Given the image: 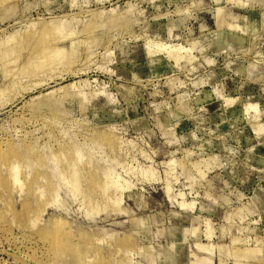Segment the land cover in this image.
<instances>
[{"label":"rangeland","instance_id":"obj_1","mask_svg":"<svg viewBox=\"0 0 264 264\" xmlns=\"http://www.w3.org/2000/svg\"><path fill=\"white\" fill-rule=\"evenodd\" d=\"M0 264H264V0H0Z\"/></svg>","mask_w":264,"mask_h":264},{"label":"bare ground","instance_id":"obj_2","mask_svg":"<svg viewBox=\"0 0 264 264\" xmlns=\"http://www.w3.org/2000/svg\"><path fill=\"white\" fill-rule=\"evenodd\" d=\"M6 1V0H5ZM71 33V32H70ZM65 34H67V33H65ZM54 42V41H53ZM50 44V46H52V43H49ZM49 44H48V46H49ZM76 45V44H75ZM50 46H49V48H50ZM46 47V46H45ZM71 47V46H70ZM11 49H13V47H11ZM47 50V49H46ZM49 50V49H48ZM42 51H45V49H43ZM40 53V52H39ZM44 53H46V52H44ZM48 53V52H47ZM62 53H63V49L62 48H59V49H57L56 50V55L57 56H61L62 55ZM42 54V53H41ZM54 54V55H55ZM46 55V54H45ZM56 55H55V57H56ZM47 57H48V54L46 55ZM37 57H38V55H37ZM43 57H45V56H43ZM63 57V56H62ZM52 58V57H51ZM179 59V58H178ZM40 60V59H39ZM42 60H44V59H42ZM43 62H45V60L43 61ZM52 63V62H51ZM53 64V63H52ZM61 64H63V63H61ZM51 65V64H50ZM11 70H14V69H11ZM38 73V72H37ZM36 73V74H37ZM11 170V172H13L12 173V177H13V180H14V182L16 183V182H19V178L17 177L18 176V168H19V165H17V164H14V165H12V166H10L9 167ZM7 174V173H6ZM2 188V187H1ZM59 231V230H58ZM87 253V252H86ZM88 254V253H87ZM87 254H85V252L83 253V252H81L80 253V257L82 258V260H85V262L87 261V258H89V257H87L86 255ZM89 260H91V258L89 259ZM88 262V261H87ZM89 263H90V261H89Z\"/></svg>","mask_w":264,"mask_h":264}]
</instances>
